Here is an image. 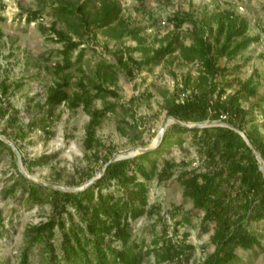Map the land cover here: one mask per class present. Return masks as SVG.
I'll use <instances>...</instances> for the list:
<instances>
[{"label": "rangeland", "instance_id": "1", "mask_svg": "<svg viewBox=\"0 0 264 264\" xmlns=\"http://www.w3.org/2000/svg\"><path fill=\"white\" fill-rule=\"evenodd\" d=\"M68 1V0H66ZM83 4L85 0H73ZM122 7L121 17L129 30H136V36L116 39L112 32L97 30L94 36H85L81 49L87 55L83 65L75 66L67 72L70 80L68 89L71 96L79 92V83L84 79L94 86L104 84L116 91L117 98L108 97L107 103H116V113L109 117L97 129L96 137L102 141V153L111 151L113 156L124 155L138 149L151 148L158 144V134L167 121L166 106L174 96H190L198 87L201 66L197 62L187 63L181 53L166 57L159 64H153L137 72L133 78L121 68L117 54L122 52L127 60L132 56L137 61H145L153 55L152 50L167 46L178 40L177 45L193 44L194 26L187 20L181 28H176L172 19L176 14L193 16L199 25L217 27L219 15L232 13L249 25L248 36L258 41L243 51L237 59H221L219 66L229 71L225 76L217 77L215 82L224 89V98L235 95L240 89L239 81L247 82L253 78L258 84L256 96L241 101L244 109L250 112L248 129L253 124L264 123L261 98L264 96V0H116ZM98 5V4H97ZM42 11L43 18L29 22L30 13ZM52 0H0V29L4 36L0 38V109L17 111L16 127H10L7 118L0 116V136L10 140L28 163L43 156H50V163L43 167H34L30 173L36 180L62 188L77 189L84 186L88 175L98 177L103 170L102 161H97L93 151H87L85 140L90 117L83 107L71 110L62 105L58 117L50 123L51 136L41 128L30 130V126L39 122L43 116V107L51 87L61 81L55 74V65L60 61L63 44L51 32L55 17ZM57 28L79 39L59 22ZM209 41L212 37L207 35ZM101 62L114 66V74H105L99 67ZM191 78L190 89L186 92V80ZM10 87L7 96H3L2 85ZM217 97V95L215 96ZM106 102L98 100L96 107L103 109ZM262 105V106H261ZM11 107V108H10ZM172 126V125H171ZM169 126L168 129L171 127ZM121 129L126 131L124 134ZM167 129V130H168ZM7 131L3 135V131ZM264 135V129L261 128ZM19 134H24L20 137ZM182 143L173 142L169 150L159 159L162 170L166 161L174 163L173 177L159 181L156 177L148 183L150 188L147 214L132 224L134 238L144 243L145 251L154 248L159 240L162 248L166 241L186 242L193 250L189 252V261L184 264H202L214 252L212 243L214 225L206 231L202 224L204 212L195 210L192 200L184 196V187L179 177L182 173L206 172V156L201 150L198 139L192 134L182 137ZM10 147V146H9ZM18 154L11 148L0 149V211L5 224L3 237L0 238V264H23L28 247V232L32 227L51 221L56 212L52 202L41 205L28 204L27 194L21 188L14 195L6 196L16 181ZM93 178V179H94ZM92 179V180H93ZM83 184V185H82ZM108 191L106 190L105 193ZM117 196L122 191L117 186L109 189ZM75 215V222L81 224ZM65 220L69 225L68 215ZM190 218V223L184 221ZM249 230L257 234L262 247L251 251L238 249L243 264H264V223H253ZM62 231L56 228V237L52 240L55 247L60 246ZM48 254L41 246H35L29 253L30 264H46ZM144 264L160 263L154 254L145 259Z\"/></svg>", "mask_w": 264, "mask_h": 264}, {"label": "trees", "instance_id": "2", "mask_svg": "<svg viewBox=\"0 0 264 264\" xmlns=\"http://www.w3.org/2000/svg\"><path fill=\"white\" fill-rule=\"evenodd\" d=\"M98 4V5H97ZM55 23L50 30L63 44L60 51L61 59L55 65V74L61 81L49 90L43 107V116L39 122L30 126V130L41 128L51 136L50 123L58 117L57 111L62 105L71 110L84 108L90 117L87 127L85 148L93 151L97 161L104 167L113 156L111 151L102 153L103 143L96 137L97 129L109 117L116 113L118 105L107 103L108 97L117 98L118 94L104 84L91 86L84 79L79 83V92L71 96L68 89L70 80L67 72L76 65L82 66L87 55L81 49L74 60V54L85 45V36H95L97 30L112 32L116 39L129 35L136 36V30H129L121 17L122 7L116 0H85L83 4L73 0H52ZM43 10L30 13L29 22L43 18ZM3 19L0 18V21ZM190 20L194 26L193 44L186 46L178 40L171 41L167 46L152 50L153 55L145 61H137L132 56L126 60L117 54L121 68L133 78L143 68L159 64L168 56L181 53L187 63L197 62L201 66L198 87L190 96L181 98L174 96L166 106L168 117H173L186 124L204 122L228 123L243 131L256 151L264 160V135L262 126L253 124L248 129L249 111L243 108L241 101L258 94V84L251 78L247 82L239 81L240 89L235 95L224 98L226 92L215 82L217 77L225 76L227 68L219 66L221 59L233 61L258 39L248 36L247 21L240 20L232 13L219 15L215 21L217 27L199 25L190 14H176L172 19L176 28H181ZM62 22L79 40L76 41L68 33L61 32L57 25ZM212 37L209 41L207 35ZM4 33L0 29V38ZM99 67L105 74H114V66L101 62ZM191 78L186 80L184 92L190 89ZM3 96H7L10 87L2 85ZM217 95V97H215ZM106 102L103 109L96 107V102ZM1 103V99H0ZM264 115V96L261 98ZM11 108V107H10ZM17 111L0 109V116L7 118L9 126L15 128L18 122ZM226 116V120L222 117ZM121 131L126 134L124 129ZM7 131H3L6 135ZM192 134L198 139L202 152L206 156L208 171H191L182 173L179 180L184 187V196L194 203L195 210L204 212L202 224L206 231L214 225L212 243L215 252L202 264H243L237 253L238 249L251 251L261 248L260 237L252 233L249 227L253 223H264V174L261 165L244 138L229 128L213 127L190 129L173 124L165 133L160 147L148 154L133 159L122 160L108 167L105 175L92 188L80 193L63 192L51 187L39 185L25 178L19 171L18 181L14 183L6 196L14 195L19 188L27 194L26 202L41 205L52 202L55 216L50 222L32 227L28 232V247L25 251L23 264H30L29 253L35 246L44 248L48 254L46 264H144L152 254L160 263L184 264L189 261V252L193 250L186 242L174 243L172 240L160 248V241H154V248L145 251L144 243L134 238L133 222L144 217L150 205L148 183L156 177L159 181L173 177L174 163L166 161L162 170L159 159L165 155L173 142L181 144L182 137ZM24 137V134H19ZM11 150L0 140V149ZM50 163V156L24 165L31 173L34 167H43ZM94 177L88 175L83 184L89 183ZM82 184V185H83ZM117 186L121 196L109 192ZM108 191L105 193V191ZM72 208L80 217L81 224L75 222ZM68 215L70 224H67ZM0 211V238L3 237L5 224ZM190 223V218H185ZM63 233L62 242L58 247L52 243L56 237V228Z\"/></svg>", "mask_w": 264, "mask_h": 264}, {"label": "water", "instance_id": "3", "mask_svg": "<svg viewBox=\"0 0 264 264\" xmlns=\"http://www.w3.org/2000/svg\"><path fill=\"white\" fill-rule=\"evenodd\" d=\"M173 124H178L182 127L185 128H190V129H205V128H213V127H225V128H229L231 130H234L235 132H237L238 134H240L244 140L246 141V143L248 144V146L250 147V149L252 150V152L254 153L256 159L259 161L260 165H261V170L264 174V160L262 159V157L260 156V154L256 151L255 147L252 145V143L250 142L249 138L247 137V135L241 131L239 128H236L235 126L228 124V123H223V122H204V123H199V124H186L184 122H181L173 117H168L167 121L163 124V126L161 127L159 134H158V144L151 147V148H147V149H138L134 152H130V153H126L124 155H119V156H115L113 157L103 168L102 172L100 173V175L96 178H94L93 180H91L89 183L85 184L83 187L81 188H77V189H68V188H62L56 185H50L47 183H43L41 181L36 180L35 178H33L25 169L24 165H23V160H22V156L19 152V149L8 139H6L3 136H0V140L3 141L4 143H6L8 146H10L11 148H13L17 154H18V168L19 171L21 172V174L27 178L28 180H30L31 182L37 183L39 185H43V186H47V187H51L63 192H68V193H80V192H84L90 188H92L93 186H95L98 181L105 175L106 170L108 169V167L116 162L122 161V160H127V159H133L135 157H138L140 155H144V154H148L151 153L155 150H157L160 145L162 144L163 140H164V135L168 129L169 126L173 125Z\"/></svg>", "mask_w": 264, "mask_h": 264}, {"label": "built area", "instance_id": "4", "mask_svg": "<svg viewBox=\"0 0 264 264\" xmlns=\"http://www.w3.org/2000/svg\"><path fill=\"white\" fill-rule=\"evenodd\" d=\"M222 118H223L224 120H226L227 117H226V116H223Z\"/></svg>", "mask_w": 264, "mask_h": 264}]
</instances>
